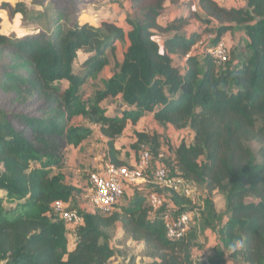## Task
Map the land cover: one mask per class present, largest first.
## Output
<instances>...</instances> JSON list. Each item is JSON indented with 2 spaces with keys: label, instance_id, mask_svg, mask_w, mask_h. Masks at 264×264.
<instances>
[{
  "label": "trees",
  "instance_id": "obj_1",
  "mask_svg": "<svg viewBox=\"0 0 264 264\" xmlns=\"http://www.w3.org/2000/svg\"><path fill=\"white\" fill-rule=\"evenodd\" d=\"M196 1L199 11L191 0H0V264H126L113 260L116 228L142 244L145 264H264V0ZM193 19L201 31L187 29ZM237 29L224 65L195 47L206 33L213 45ZM118 42L116 71L85 97ZM148 116L192 139L167 144L165 155L157 134L134 129ZM128 127L131 149L145 146L196 186L199 202L144 182L127 186L132 194L110 214L78 207L84 189L73 178L89 188L92 171L67 178L58 170L66 150L97 133L102 163L130 166L115 146ZM151 192L171 206L152 211ZM56 200L81 225L68 228L51 209ZM180 213H191L188 228L168 238L164 218ZM208 228L215 247L201 238ZM233 238L246 246L227 256Z\"/></svg>",
  "mask_w": 264,
  "mask_h": 264
},
{
  "label": "rangeland",
  "instance_id": "obj_2",
  "mask_svg": "<svg viewBox=\"0 0 264 264\" xmlns=\"http://www.w3.org/2000/svg\"><path fill=\"white\" fill-rule=\"evenodd\" d=\"M195 10L199 11L196 0H191ZM219 3H222L218 0ZM241 1L239 0H226L222 5L225 6H239ZM168 4H166L167 6ZM98 9L100 5H94ZM180 6V5H179ZM168 7V6H167ZM186 8L182 6V11H185ZM201 14L200 12H198ZM165 18V17H164ZM164 18L160 19V23L163 24ZM189 31H201L202 25L199 20L193 19L189 26L187 27ZM241 30L237 29L234 32L227 33L222 39L225 42L228 50L232 49L236 42L242 38ZM109 58V64L95 76L93 79L88 80L83 86V94L85 97H88L94 93L95 90L102 87V82L107 80L117 68V63L122 60L121 44L118 42L116 45V51L114 54L107 52ZM112 109H110V112ZM135 130L145 132L150 134H157L161 142L160 150L168 155L167 144L176 145L180 141L189 142L192 139V132L189 129L177 130L171 126H160L157 125L151 117H145L141 119L134 127ZM133 139L132 132L129 127L125 130L124 134L118 139L115 146L121 148L122 155L120 156L121 160L126 162L129 165H132L136 161L138 152H134L130 147V142ZM105 150L104 143L101 137L96 133L91 136L87 142L82 145L79 150H68L65 161L58 169L61 171L67 178L71 174L77 173L80 169L95 171L101 170L104 166L102 163V153ZM157 161V160H156ZM154 161V163L156 162ZM156 165V164H155ZM154 165V166H155ZM73 178V177H72ZM73 182L77 185H80L84 189V194L77 196V205L81 209L88 210V203L85 200L84 195L87 193V187L77 176H74ZM141 184V183H140ZM213 200L215 208L217 211L222 212L225 209L224 197L221 194L214 193ZM124 199H121V203ZM201 238H203L206 247H211L213 241H216V232L212 228L205 229L201 233ZM110 246L114 248L116 256L113 260H123L126 264H145L148 261L144 257L142 252V244L130 240L127 235H124L119 228H116L113 231V236L110 241Z\"/></svg>",
  "mask_w": 264,
  "mask_h": 264
},
{
  "label": "built area",
  "instance_id": "obj_3",
  "mask_svg": "<svg viewBox=\"0 0 264 264\" xmlns=\"http://www.w3.org/2000/svg\"><path fill=\"white\" fill-rule=\"evenodd\" d=\"M224 3L226 0H220ZM212 34H204L196 43L197 46H205L217 65H224L228 61V48L223 39L207 45ZM160 153L159 156H162ZM152 156L145 146H141L136 161L130 166H115L109 162L103 163L101 170H95L89 176V188L84 195L89 207L103 214H110L116 204L120 203L125 195L127 186L151 182L159 187L168 189L190 198L194 203L199 202V191L196 186L188 183L179 176H172L167 168ZM154 161H156L154 163ZM156 164V165H155ZM155 165V166H154ZM148 203L152 211L162 206L170 207L169 199L162 194L151 192ZM51 209L61 218L70 229H75L82 223V216L76 209H70L67 202L56 200L51 204ZM191 213H180L176 218L167 214L164 218L166 236L168 238H180L183 236L190 223Z\"/></svg>",
  "mask_w": 264,
  "mask_h": 264
},
{
  "label": "clouds",
  "instance_id": "obj_4",
  "mask_svg": "<svg viewBox=\"0 0 264 264\" xmlns=\"http://www.w3.org/2000/svg\"><path fill=\"white\" fill-rule=\"evenodd\" d=\"M216 241H213L211 247L216 246ZM223 245V242H220ZM245 240L243 238H233L229 241L226 245L222 246V253L226 254L227 256H232L234 254L241 253L245 249Z\"/></svg>",
  "mask_w": 264,
  "mask_h": 264
},
{
  "label": "crops",
  "instance_id": "obj_5",
  "mask_svg": "<svg viewBox=\"0 0 264 264\" xmlns=\"http://www.w3.org/2000/svg\"><path fill=\"white\" fill-rule=\"evenodd\" d=\"M240 5H243V3L241 2V4H239V6H240ZM240 34L243 35L242 32H241ZM86 142H87V141H86ZM86 142H84L82 145H84ZM82 145L79 146V147H76V148H71V147L68 148V149L66 150V154H67V151L70 150V149L73 150V151H74V150H79V149L82 147ZM73 174H74V173H73ZM131 194H132V191L129 190V189L126 187V190H125V198H126V197H129ZM122 203H126V199H124V201H122Z\"/></svg>",
  "mask_w": 264,
  "mask_h": 264
}]
</instances>
